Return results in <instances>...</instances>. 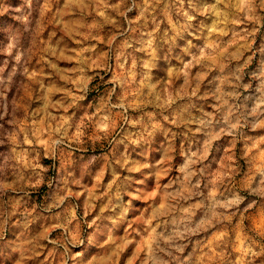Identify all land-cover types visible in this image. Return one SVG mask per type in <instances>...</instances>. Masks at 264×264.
<instances>
[{
  "label": "rangeland",
  "instance_id": "rangeland-1",
  "mask_svg": "<svg viewBox=\"0 0 264 264\" xmlns=\"http://www.w3.org/2000/svg\"><path fill=\"white\" fill-rule=\"evenodd\" d=\"M0 264H264V0H0Z\"/></svg>",
  "mask_w": 264,
  "mask_h": 264
}]
</instances>
